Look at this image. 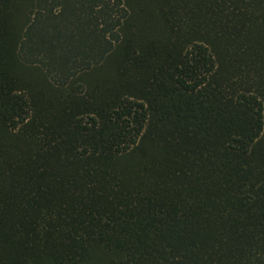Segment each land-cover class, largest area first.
I'll use <instances>...</instances> for the list:
<instances>
[{"label":"trees","instance_id":"obj_1","mask_svg":"<svg viewBox=\"0 0 264 264\" xmlns=\"http://www.w3.org/2000/svg\"><path fill=\"white\" fill-rule=\"evenodd\" d=\"M0 264H264V0H0Z\"/></svg>","mask_w":264,"mask_h":264}]
</instances>
